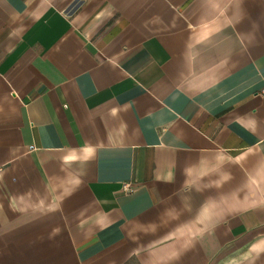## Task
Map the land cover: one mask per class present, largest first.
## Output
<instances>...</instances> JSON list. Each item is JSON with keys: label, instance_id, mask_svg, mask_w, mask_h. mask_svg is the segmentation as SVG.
Returning <instances> with one entry per match:
<instances>
[{"label": "crops", "instance_id": "obj_1", "mask_svg": "<svg viewBox=\"0 0 264 264\" xmlns=\"http://www.w3.org/2000/svg\"><path fill=\"white\" fill-rule=\"evenodd\" d=\"M0 264H264V0H0Z\"/></svg>", "mask_w": 264, "mask_h": 264}, {"label": "built area", "instance_id": "obj_2", "mask_svg": "<svg viewBox=\"0 0 264 264\" xmlns=\"http://www.w3.org/2000/svg\"><path fill=\"white\" fill-rule=\"evenodd\" d=\"M125 189L129 191L131 189V184L130 183L125 184Z\"/></svg>", "mask_w": 264, "mask_h": 264}]
</instances>
